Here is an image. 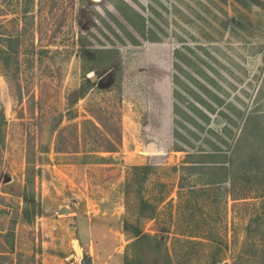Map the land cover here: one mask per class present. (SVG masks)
<instances>
[{"label":"rangeland","instance_id":"rangeland-1","mask_svg":"<svg viewBox=\"0 0 264 264\" xmlns=\"http://www.w3.org/2000/svg\"><path fill=\"white\" fill-rule=\"evenodd\" d=\"M60 205L123 209L120 264H264V0H0V264Z\"/></svg>","mask_w":264,"mask_h":264},{"label":"crops","instance_id":"crops-1","mask_svg":"<svg viewBox=\"0 0 264 264\" xmlns=\"http://www.w3.org/2000/svg\"><path fill=\"white\" fill-rule=\"evenodd\" d=\"M67 211L61 212L62 208ZM56 216L51 213L49 223H73L74 234L78 231V236L72 237L70 249H58L49 264H82L84 256L92 259V264H120L122 246L120 241L122 233L116 231L118 235L114 236L112 223H124L123 209L112 205L108 206H89L70 210L68 207L60 205L56 210ZM78 223V224H77ZM108 223V224H107ZM110 223L112 225H110ZM58 234V232H57ZM58 237V235H55ZM78 247H76L75 242ZM64 244V243H63ZM114 260L113 263H111Z\"/></svg>","mask_w":264,"mask_h":264},{"label":"water","instance_id":"water-1","mask_svg":"<svg viewBox=\"0 0 264 264\" xmlns=\"http://www.w3.org/2000/svg\"><path fill=\"white\" fill-rule=\"evenodd\" d=\"M148 150L155 151L156 149L150 147L148 148ZM65 211H67V208L64 207L61 209V212H65ZM82 264H92V259L88 256H84L82 259Z\"/></svg>","mask_w":264,"mask_h":264},{"label":"trees","instance_id":"trees-1","mask_svg":"<svg viewBox=\"0 0 264 264\" xmlns=\"http://www.w3.org/2000/svg\"><path fill=\"white\" fill-rule=\"evenodd\" d=\"M144 166H145V165H144ZM144 166H143V168H144ZM135 167L139 168L138 166H135ZM125 223H126V222H125ZM169 259H170V256H169ZM124 264H129V263L125 262Z\"/></svg>","mask_w":264,"mask_h":264}]
</instances>
